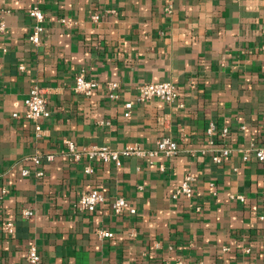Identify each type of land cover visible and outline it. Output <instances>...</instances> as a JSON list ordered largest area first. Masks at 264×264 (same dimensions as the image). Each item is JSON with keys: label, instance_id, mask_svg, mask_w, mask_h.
I'll use <instances>...</instances> for the list:
<instances>
[{"label": "crops", "instance_id": "0c3cea01", "mask_svg": "<svg viewBox=\"0 0 264 264\" xmlns=\"http://www.w3.org/2000/svg\"><path fill=\"white\" fill-rule=\"evenodd\" d=\"M34 6L46 15L38 48L28 42ZM1 21L0 193L9 194L0 203V264H30L31 248L41 264H264V163L239 152L264 138V0H0ZM82 70L118 83L120 99L103 89L78 95ZM165 81L178 88L174 104L137 101L138 85ZM34 86L51 113L39 133L23 118ZM211 122L229 130L213 146ZM164 137L179 144L174 159L94 162L91 174L64 144L154 149ZM224 145L234 152L215 164L211 149ZM188 172L197 176L194 196L175 200ZM93 189L104 203L80 211L81 194ZM118 197L136 213L116 215Z\"/></svg>", "mask_w": 264, "mask_h": 264}, {"label": "built area", "instance_id": "2783aa9c", "mask_svg": "<svg viewBox=\"0 0 264 264\" xmlns=\"http://www.w3.org/2000/svg\"><path fill=\"white\" fill-rule=\"evenodd\" d=\"M29 16L34 20V27L28 37V42L33 48H38L42 44V36L45 30L46 15L42 9L38 6H34L29 10ZM94 21L100 19L99 16H94L92 18ZM62 24H67L66 20L61 21ZM4 21L0 22V33L5 31ZM20 70H24V67H20ZM103 89L109 98L113 101L120 99L121 88L118 83L106 82L101 83L94 79H88L86 77L85 71H80L75 78V92L83 97H90L93 93L98 90ZM137 101L139 103H146L153 100H158L168 105H172L176 102L178 98V88L172 82L165 81L159 83H143L136 87ZM133 102H129L125 105L127 109L126 116L131 115L133 109ZM51 113L48 109V100L44 89L39 86H34L31 88L26 100H25V112L23 118L30 121L35 125L36 132L42 131V123L44 120L50 117ZM14 118H20L18 114H13ZM229 130L227 128L218 131V128L214 122H211L207 129V135L210 138V145H215L216 141L220 137L224 140L227 139ZM216 138V139H215ZM68 155L73 162H80L83 158L88 161V166L85 168L86 174H91L92 164L94 162H101L105 164H114L116 167H121L123 160L129 157H139L143 159H154L157 157H164L167 160H172L177 157L180 153L179 144L172 137H164L160 139L154 149H145L140 145H131L121 150H115L109 147H98L92 146L84 148L82 150L78 149L75 143L71 141L64 142ZM213 152L212 161L215 164H222L229 157L232 156L234 150L226 145L220 146L218 148H212ZM242 155L244 162L250 161L252 159L264 163V138L259 140L257 138H252L249 145L239 151ZM48 162L54 161V154L48 153L45 156ZM36 164H40L39 159H34ZM161 170H165L164 166H161ZM30 175L29 170H24L22 176L28 177ZM45 176L43 171L37 172L36 177L42 178ZM197 182V176L194 173L188 172L184 176L183 183L179 186L174 194L173 198L175 200L180 197H185L187 199H192L194 196V186ZM9 194L8 189H3L0 193V203L4 197ZM264 196V195H263ZM239 200H244V197H237ZM104 196L98 190H90L81 194L78 202L77 208L80 211L95 213L98 208L104 203ZM113 212L121 216L126 213L135 214L136 209L123 197H118L112 204ZM24 218H31L33 212L31 209H24L22 211ZM3 230L6 235H13L15 233V223L13 221H5L2 225ZM100 237L111 238L112 233L106 231L98 232ZM248 251V250H247ZM28 263L30 264H41V257L35 248H31L28 254ZM177 264H184L179 262Z\"/></svg>", "mask_w": 264, "mask_h": 264}]
</instances>
